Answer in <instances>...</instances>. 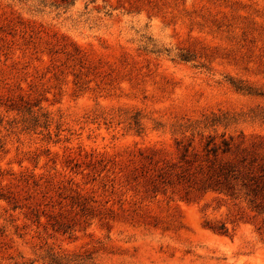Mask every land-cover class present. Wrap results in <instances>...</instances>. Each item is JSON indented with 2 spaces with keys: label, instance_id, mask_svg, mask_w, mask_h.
Returning <instances> with one entry per match:
<instances>
[{
  "label": "rangeland",
  "instance_id": "1",
  "mask_svg": "<svg viewBox=\"0 0 264 264\" xmlns=\"http://www.w3.org/2000/svg\"><path fill=\"white\" fill-rule=\"evenodd\" d=\"M0 264H264V0H0Z\"/></svg>",
  "mask_w": 264,
  "mask_h": 264
}]
</instances>
